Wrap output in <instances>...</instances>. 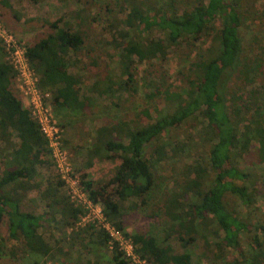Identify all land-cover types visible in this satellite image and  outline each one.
Wrapping results in <instances>:
<instances>
[{
  "label": "trees",
  "instance_id": "1",
  "mask_svg": "<svg viewBox=\"0 0 264 264\" xmlns=\"http://www.w3.org/2000/svg\"><path fill=\"white\" fill-rule=\"evenodd\" d=\"M75 6L69 16L81 21V25L73 29L64 17L37 20L41 33L25 44L28 67L37 78V87L49 93L55 115L82 108L78 98L80 77L69 74L68 66L79 71L96 69L99 59L107 55L111 58L104 46L110 45L116 51L120 72L111 78L99 66L91 73L92 82L87 90L99 96L122 93L133 97L137 87L136 64L152 67V61H156L158 73L153 78L157 80H150L147 90L159 98L163 111L150 114L149 108H145L141 115L136 112L131 119L103 122L95 130L98 150L105 157L113 155L119 159L110 191L120 205L129 198L142 206L148 203L158 181L156 169L168 154L159 146L151 148L145 159V149L166 131L199 117L205 124L195 136L206 148L207 167L185 166L178 175L179 183L173 181L175 187L164 194L157 209L175 223L172 233L184 246L213 226L216 231L213 247L218 255L229 250L235 254L223 264H264V218L250 224L230 206L231 202L251 206L256 196L264 199V191L260 192L252 180V171L242 165L247 155L253 153L252 159L264 168V37L249 32L245 42L241 36L243 30L261 18L252 2L75 0ZM0 7L10 6L7 0H0ZM97 28L100 34L96 33ZM154 33L160 37L152 40ZM201 39L208 40L207 48L189 64L188 70L181 68L176 72L183 84L181 88L167 83L161 70L167 57L164 52L176 53L179 48L191 52ZM14 77V69L0 50V226L4 225L8 242L21 244L37 257L50 258L55 256L54 248L45 243L37 230L44 223L65 225L77 210L48 185L39 192L44 213L34 214L24 207L29 183L36 177L37 158L46 147L27 108L15 95ZM9 131H13L17 145L11 142ZM177 153L179 150L173 147L170 157ZM208 173L211 176L207 179ZM261 179L264 183V172ZM80 184L91 201L103 202V215L111 222L117 205L101 197L103 194L93 188L92 181L82 180ZM185 195H189V200ZM67 208L64 216L62 210ZM110 224L121 231L118 218ZM249 233H253L254 240L248 248L256 250L251 256L241 250L239 243L240 237ZM122 236L130 240L134 253L149 264H190L187 253L173 255L169 246L160 249L142 235L122 232ZM109 240L108 234L101 230L93 245L110 246L109 264H128L117 242L108 244ZM55 249L61 251L58 246Z\"/></svg>",
  "mask_w": 264,
  "mask_h": 264
},
{
  "label": "rangeland",
  "instance_id": "2",
  "mask_svg": "<svg viewBox=\"0 0 264 264\" xmlns=\"http://www.w3.org/2000/svg\"><path fill=\"white\" fill-rule=\"evenodd\" d=\"M98 1L101 2L102 0ZM7 2L9 8L0 7V50L4 54V59L8 61L11 46L24 47L25 44L32 42L41 33L37 20L53 21L58 17H64V21H68L73 29L77 25H81V21L71 20L69 16L70 12L77 8L75 0H7ZM250 2L261 18L259 21L252 22L251 27H248L250 30H243L241 36L245 42L249 32L259 33L261 37H264V0H250ZM96 33L100 34L99 28L96 29ZM158 37L160 35L154 33L152 40L158 39ZM208 45V40L201 39L191 52L181 48L176 53L170 50L165 51L167 57L161 66V70L166 82L177 89L181 88L183 84L176 77L177 70L181 68L188 70L189 64L198 58ZM104 50L108 52L111 58L108 59L106 54L107 56L103 60L99 59L98 67L100 66L99 69L103 71L106 70L111 78L112 76L117 77L120 71L117 63L118 57L115 55L116 51H113L110 45L104 46ZM155 62V60L152 61V67L144 63L136 64L134 78L137 87L135 95L131 98L122 93L120 96L117 93L99 96L89 92L87 88L92 82L91 73H95L98 67L96 69L89 67V71H79L73 66H68L69 74L80 77L78 98L83 104L81 109L74 110L73 113L63 111L58 116L55 115L49 102V93L37 87L40 93L47 94L44 104L54 117L60 130L61 156L53 157L45 144L46 151L37 158L39 162L36 163V177L29 183L31 184L30 189L25 195L23 204L26 210L34 214L44 213L45 209L39 200V192L48 185L56 188L58 193L67 199L68 206L70 205L72 209L77 210V213L69 221L66 220V224L63 226L44 223L37 230L45 243L54 248L55 256L50 258L37 257L25 251L21 244L5 240L4 225L2 224L0 226V264H57L58 261L64 262V264H91L92 262L109 264L110 248H97L93 245L101 230L108 232L112 236L111 239L118 242V246L120 250L125 252V258L128 262L130 254L135 253L133 248L131 253L130 240L123 237L122 232L127 235H142L147 240L150 239L160 249L169 246L173 255L187 253L190 256V264H223L224 261L231 258L230 256L235 255L230 250L223 254L219 252L218 255L213 247L216 241L214 238L216 231L213 226L201 237H193L194 239L184 246L180 242L181 240H177L175 234L172 233L175 229V223L164 217L157 209L164 194H168L175 187L173 181L176 180L179 183L178 175L185 166L200 165L207 167L206 148L199 144L195 136L201 125L205 124L199 117L166 131L150 148L145 149V159H148L151 148L159 146L163 147L165 153L168 154V157L163 158L156 169L158 181H156V186L149 195L146 205L142 206L133 198L127 199L120 205L114 192L110 191V188L113 187L111 180L119 167V159L113 155L105 157L103 152L98 150L97 146L99 145L95 141V130L103 122L131 119L136 112H140L141 115V110L145 108H149L150 114L158 112V110L163 111L159 98L151 96V91L147 90L151 86L150 80H157L153 78L154 74L158 73ZM231 81L232 78L227 83V96ZM12 87L15 89V95L25 107V99L19 91V84L15 78L12 81ZM9 133L11 142L17 145L18 140L13 131H9ZM173 147H176L179 153L170 157ZM249 155L242 161V165L252 171L253 182L260 192L261 190L264 191V183L261 179L264 168L252 159L254 158L253 153H251L252 156ZM207 175L206 178H210V173ZM82 180L92 181L93 188L103 194L101 197L117 205L118 209L116 214L111 217V222L117 221L118 218L121 231L116 230L110 224L111 222H108L104 217L103 202L101 200L93 202L88 198L80 184ZM100 187L103 188L102 191L99 190ZM177 188L181 189L180 186ZM185 196L189 200V195ZM98 198L100 199V197ZM230 206L240 218L248 220L250 224L264 218V199L258 196L255 197L251 206L242 207L238 204L235 205V202H231ZM67 211L68 208L62 210L64 216H67ZM55 218L59 220L60 216L56 215ZM61 223L63 224V219H61ZM70 236L72 237L70 238ZM185 238L182 237L183 240ZM253 238V233L244 234L240 237V248L247 256L256 253L255 249L248 248L250 243L252 244ZM56 246L61 250L60 252L55 251ZM252 247L256 248V246ZM220 254L222 255L220 256Z\"/></svg>",
  "mask_w": 264,
  "mask_h": 264
},
{
  "label": "built area",
  "instance_id": "3",
  "mask_svg": "<svg viewBox=\"0 0 264 264\" xmlns=\"http://www.w3.org/2000/svg\"><path fill=\"white\" fill-rule=\"evenodd\" d=\"M7 46L10 47L9 44H7ZM24 50L25 46L20 48L11 46L9 50L10 59L9 61H7L15 71L14 78L17 80L19 84V91L25 99V108H27L29 112L30 119L35 123L40 136L43 138L45 144L49 148V152L53 155V157L56 158L58 156H61V149L59 144L60 130L58 129L54 117L52 116V114H50L49 109L44 104V99L46 98L47 94H42L38 91V88L36 86L37 78L28 67ZM106 233L111 239L112 236L108 232ZM109 241L110 242H108V244L115 240L111 239ZM129 248H131L130 250L132 253L133 251L131 244H129ZM122 252L123 254L125 253L124 251ZM124 256H126V254H124ZM128 264L147 263L145 262V260L140 259L138 256L132 253L129 256Z\"/></svg>",
  "mask_w": 264,
  "mask_h": 264
},
{
  "label": "crops",
  "instance_id": "4",
  "mask_svg": "<svg viewBox=\"0 0 264 264\" xmlns=\"http://www.w3.org/2000/svg\"><path fill=\"white\" fill-rule=\"evenodd\" d=\"M49 246V245H48Z\"/></svg>",
  "mask_w": 264,
  "mask_h": 264
}]
</instances>
